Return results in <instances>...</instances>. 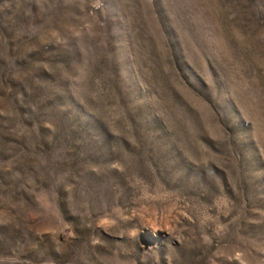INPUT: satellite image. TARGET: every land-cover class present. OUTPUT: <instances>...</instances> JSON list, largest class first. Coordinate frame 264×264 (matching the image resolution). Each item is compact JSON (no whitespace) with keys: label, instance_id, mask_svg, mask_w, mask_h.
<instances>
[{"label":"rangeland","instance_id":"obj_1","mask_svg":"<svg viewBox=\"0 0 264 264\" xmlns=\"http://www.w3.org/2000/svg\"><path fill=\"white\" fill-rule=\"evenodd\" d=\"M0 264H264V0H0Z\"/></svg>","mask_w":264,"mask_h":264}]
</instances>
